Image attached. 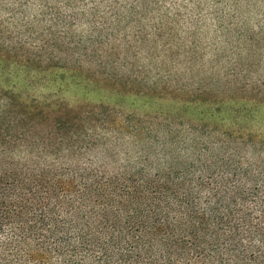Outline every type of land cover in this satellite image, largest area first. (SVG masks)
<instances>
[{
	"label": "trees",
	"instance_id": "16d2710c",
	"mask_svg": "<svg viewBox=\"0 0 264 264\" xmlns=\"http://www.w3.org/2000/svg\"><path fill=\"white\" fill-rule=\"evenodd\" d=\"M211 91L185 121L163 107L136 121L103 104L0 108V264H264V159L249 155L264 141ZM129 141L137 154L120 151Z\"/></svg>",
	"mask_w": 264,
	"mask_h": 264
},
{
	"label": "rangeland",
	"instance_id": "374dc122",
	"mask_svg": "<svg viewBox=\"0 0 264 264\" xmlns=\"http://www.w3.org/2000/svg\"><path fill=\"white\" fill-rule=\"evenodd\" d=\"M154 84L178 93L136 95ZM210 90L264 141V0H0V108L103 104L136 121L163 107L185 121ZM244 104L257 109L239 116ZM131 142L120 151L137 154Z\"/></svg>",
	"mask_w": 264,
	"mask_h": 264
}]
</instances>
